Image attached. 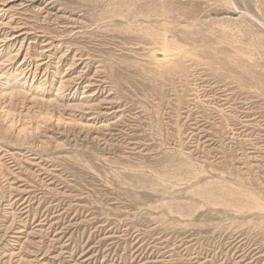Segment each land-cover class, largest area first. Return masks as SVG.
<instances>
[{"label": "rangeland", "instance_id": "1", "mask_svg": "<svg viewBox=\"0 0 264 264\" xmlns=\"http://www.w3.org/2000/svg\"><path fill=\"white\" fill-rule=\"evenodd\" d=\"M0 264H264V0H0Z\"/></svg>", "mask_w": 264, "mask_h": 264}]
</instances>
